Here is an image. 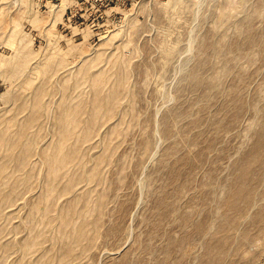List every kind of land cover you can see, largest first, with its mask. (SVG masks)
<instances>
[{"label":"rangeland","instance_id":"rangeland-1","mask_svg":"<svg viewBox=\"0 0 264 264\" xmlns=\"http://www.w3.org/2000/svg\"><path fill=\"white\" fill-rule=\"evenodd\" d=\"M0 0V264H264V0Z\"/></svg>","mask_w":264,"mask_h":264},{"label":"bare ground","instance_id":"bare-ground-1","mask_svg":"<svg viewBox=\"0 0 264 264\" xmlns=\"http://www.w3.org/2000/svg\"><path fill=\"white\" fill-rule=\"evenodd\" d=\"M66 4H67L66 0H61L58 5L63 7Z\"/></svg>","mask_w":264,"mask_h":264}]
</instances>
